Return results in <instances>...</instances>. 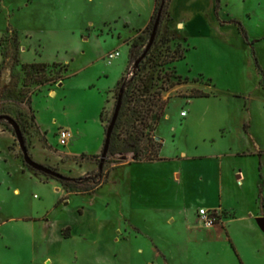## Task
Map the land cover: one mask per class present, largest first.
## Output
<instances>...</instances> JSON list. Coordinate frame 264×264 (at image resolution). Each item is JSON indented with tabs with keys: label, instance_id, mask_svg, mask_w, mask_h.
<instances>
[{
	"label": "rangeland",
	"instance_id": "374dc122",
	"mask_svg": "<svg viewBox=\"0 0 264 264\" xmlns=\"http://www.w3.org/2000/svg\"><path fill=\"white\" fill-rule=\"evenodd\" d=\"M209 6L175 0L159 30L143 32L155 0H0V116L19 124L33 160L66 177L26 164L15 126L0 120V264H264L258 221L264 216V0L218 1L220 21L229 22L223 27ZM170 12L189 23L190 39ZM115 51L120 55L109 62ZM180 54L185 57L172 62ZM42 61L55 62L41 71L21 64ZM136 74L147 78L146 94L159 90L168 99L159 134L152 132L157 142L167 139L181 151L195 144L205 152L244 151L240 189L233 178L234 193L225 191L233 200L245 199L238 215L255 217L261 231L246 227L248 220L234 222L231 242L195 239L180 223L178 229L147 224L148 215L157 220L145 208L140 162L157 148L145 135L142 156L122 152L134 147L123 125L100 169L117 83ZM178 74L188 82L167 90ZM193 92L209 96L193 98ZM167 119L177 123L176 134ZM61 128L73 133L67 145L59 142ZM128 162L139 163L121 167ZM215 182L197 184L194 205H209L204 196L212 187L216 201ZM228 214L223 210L217 224ZM69 221L83 232L72 236L64 225Z\"/></svg>",
	"mask_w": 264,
	"mask_h": 264
},
{
	"label": "crops",
	"instance_id": "0c3cea01",
	"mask_svg": "<svg viewBox=\"0 0 264 264\" xmlns=\"http://www.w3.org/2000/svg\"><path fill=\"white\" fill-rule=\"evenodd\" d=\"M202 2H209L210 6L209 9L211 11V15H216L217 21L223 25H226L229 22L220 21L219 16L216 12L218 7V1L221 0H200ZM175 0L172 1L170 11H172V5H174ZM156 6V1H155ZM154 10L151 12L150 18L146 25L144 24L139 30H144L151 21V18L154 14ZM171 13V12H170ZM215 18V17H214ZM174 20L173 25L178 29L181 35L190 39L189 32L187 31L189 27V23L184 20L174 19L171 13V20ZM217 21H214V24L219 25ZM236 21V20H235ZM234 24V21L231 22ZM129 24V23H128ZM24 53V52H23ZM19 52L18 54H23ZM1 61H0V70L1 64H3V53L1 52ZM19 57V56H18ZM20 61V60H19ZM45 63H54L48 61H42ZM21 63V62H20ZM25 63H33V62H23ZM66 63V62H64ZM10 70L7 75L10 79ZM4 77L6 74H3ZM208 97V96H204ZM199 98V97H195ZM201 98V97H200ZM183 112V111H182ZM189 114L183 115L184 118H187ZM164 119V118H163ZM161 119V121L163 120ZM166 119V117H165ZM168 120V125L170 126V131L176 132L177 123L172 121L171 119ZM160 121V122H161ZM157 132L159 134V126L157 127ZM162 136V135H161ZM165 138V137H164ZM167 139H163L162 149L160 152V158L157 160H147L140 162V164L145 165V208L147 210H151L154 217L157 221L151 220V217L148 215V219L146 221L147 224L150 226H158L162 223H166L168 227H178L179 223L183 226H186L189 233L195 239H210V240H224V241H231L233 240V224L234 222L239 221H246L248 220V224H246L248 228L257 229L261 231V228L255 223V217L251 215L247 216H240L238 215L237 210H239L240 206V198L241 195L238 194L240 198L234 199L230 198L227 194L225 189L227 187H231V185L235 186V182L233 178L238 180L237 185L240 189L239 183V174H243L241 168V162L244 160L245 156H242L241 153L244 151L237 149L234 150L232 147H229L228 150L223 149L222 151H208L205 152L201 150L200 145L195 144L192 147H188L186 150L181 151L180 147L177 144H173L172 142L168 143ZM186 142V141H185ZM189 144V143H186ZM256 162V161H255ZM254 166L256 167V163ZM139 162H128L123 166H130ZM203 163V166L201 165ZM120 167V168H121ZM224 168V169H223ZM217 169V170H216ZM228 172L226 173L225 171ZM226 173V174H225ZM233 173L235 175H233ZM216 181V182H215ZM203 182H211L217 183L219 190L216 197V201L213 203L212 200L215 198L214 196V188H210L206 193V198H209L211 203L209 205H205L204 203H198L199 205H194V202L197 201V196L193 194L195 191L198 183ZM227 186V187H226ZM236 187V186H235ZM234 193V190L232 189ZM95 197V196H93ZM243 198H241L242 200ZM245 204V199H243ZM204 204V205H203ZM65 205H69L66 203ZM242 206V204H241ZM83 208L84 213H80V217L83 219L87 218V210L85 207H79L78 209ZM200 208H222L226 210L229 214L228 217L224 218V222H220L219 224L215 225L212 228H206L200 225L201 220L198 215V210ZM235 212V216L231 215L230 211ZM79 211V210H78ZM255 216V215H254ZM177 223V224H176ZM202 224V223H201ZM63 225V224H62ZM66 226H70L72 231V236L76 232H83L82 229L77 230V225H75L72 221L64 223ZM178 225V226H176ZM84 229L86 227H83ZM178 228H181L179 226ZM177 228V229H178ZM83 229V230H84ZM87 229V228H86ZM85 231V230H84ZM156 250L159 254L166 255L161 251L158 245H155ZM167 259V258H166ZM168 260V259H167ZM166 260V261H167Z\"/></svg>",
	"mask_w": 264,
	"mask_h": 264
},
{
	"label": "trees",
	"instance_id": "16d2710c",
	"mask_svg": "<svg viewBox=\"0 0 264 264\" xmlns=\"http://www.w3.org/2000/svg\"><path fill=\"white\" fill-rule=\"evenodd\" d=\"M156 6L154 14L151 18L150 23L148 26L142 30L143 32H151L154 30L156 25L159 13H161V20L158 25L157 31L160 28L161 22L168 12V9L172 3V0H155ZM239 24L237 21L235 22ZM240 25V24H239ZM241 26V25H240ZM141 35H139V38ZM186 39H188L186 37ZM136 42V40L134 41ZM147 57V56H146ZM185 55L180 54L172 62H177L183 59ZM143 62V61H142ZM48 64L45 62H33V63H25L23 64V68L28 71L29 68L33 70L41 71L43 68L47 67ZM138 66V65H137ZM175 69L177 66L175 65ZM178 72V71H177ZM183 82H188V77H184L181 74H178L175 81H172L167 86V90L173 88L174 86L181 84ZM147 78L145 75L138 76L137 74L133 76L132 79L126 80L125 76L123 75L122 78L117 83V88L119 89V94L121 92V88L124 86V96H123V106L119 115V119L117 121L115 130L118 129L120 126H125L128 131H130L131 139L134 141V147L127 149L125 148L122 152H135L138 156H142L143 148H139L142 142L143 137L147 135L149 139V146H156L157 149L149 150V154L146 156L143 155V158L147 160H157L160 158V152L163 146L162 142H157L154 138L152 132L157 129V126L161 119L164 117L168 99H165L162 96V91H157L156 94H146L149 93L147 88ZM146 87V88H145ZM209 96L208 94L202 93H194L191 97H204ZM126 117V118H125ZM148 128L149 132L146 134L145 129ZM114 130V132H115ZM111 139V145H113V136ZM111 148V151L114 150ZM87 154H83L82 157H86Z\"/></svg>",
	"mask_w": 264,
	"mask_h": 264
},
{
	"label": "water",
	"instance_id": "95a60500",
	"mask_svg": "<svg viewBox=\"0 0 264 264\" xmlns=\"http://www.w3.org/2000/svg\"><path fill=\"white\" fill-rule=\"evenodd\" d=\"M160 20H161V13H159L156 25L154 27L155 31H157ZM147 54H148V52L145 51L142 54V56L137 60L136 64L139 65L146 58ZM123 96H124V86L121 88V92L119 94L111 122H110V124L107 128V131H106V140H105L103 152L101 155V162H100V169L101 170L104 168L105 161L107 159V156H108V153L110 150L112 135H113V132L115 130V127H116V124H117V121L119 119V115H120V112H121V109L123 106ZM4 119L10 121L15 126V134L20 141L21 148H22L23 153H24V161L26 162V164H28L29 166H31L34 169L45 171L46 173H48L52 176H55L57 178L66 179V177L63 174H61L57 171L51 170V169H47L42 164L33 160L31 158V156L29 155V151H28V148L26 146L25 138H24L23 132H22L19 124L15 121L14 118H12L9 115H1L0 116V120H4ZM258 221L260 222L261 227L264 229V216L259 217Z\"/></svg>",
	"mask_w": 264,
	"mask_h": 264
},
{
	"label": "built area",
	"instance_id": "2783aa9c",
	"mask_svg": "<svg viewBox=\"0 0 264 264\" xmlns=\"http://www.w3.org/2000/svg\"><path fill=\"white\" fill-rule=\"evenodd\" d=\"M120 55V51L111 52L108 54L109 62H112L113 59H116ZM187 111H183L182 115H186ZM73 137L71 130L67 128H61L59 131V142L60 144L67 145ZM198 215L200 217L201 223L206 228H212L222 219L223 210L220 208L209 209V208H200L198 210Z\"/></svg>",
	"mask_w": 264,
	"mask_h": 264
},
{
	"label": "bare ground",
	"instance_id": "6f19581e",
	"mask_svg": "<svg viewBox=\"0 0 264 264\" xmlns=\"http://www.w3.org/2000/svg\"><path fill=\"white\" fill-rule=\"evenodd\" d=\"M55 92V91H54Z\"/></svg>",
	"mask_w": 264,
	"mask_h": 264
}]
</instances>
